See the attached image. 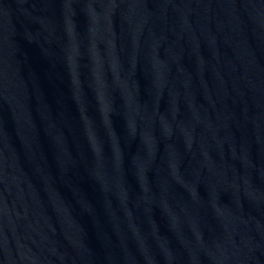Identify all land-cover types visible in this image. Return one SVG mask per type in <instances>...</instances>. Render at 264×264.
<instances>
[{
	"label": "water",
	"instance_id": "water-1",
	"mask_svg": "<svg viewBox=\"0 0 264 264\" xmlns=\"http://www.w3.org/2000/svg\"><path fill=\"white\" fill-rule=\"evenodd\" d=\"M0 264H264V0H0Z\"/></svg>",
	"mask_w": 264,
	"mask_h": 264
}]
</instances>
